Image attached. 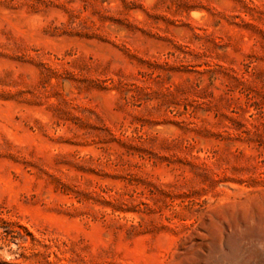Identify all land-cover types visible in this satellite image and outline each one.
I'll use <instances>...</instances> for the list:
<instances>
[{
    "label": "rangeland",
    "instance_id": "374dc122",
    "mask_svg": "<svg viewBox=\"0 0 264 264\" xmlns=\"http://www.w3.org/2000/svg\"><path fill=\"white\" fill-rule=\"evenodd\" d=\"M0 264H264V0H0Z\"/></svg>",
    "mask_w": 264,
    "mask_h": 264
}]
</instances>
